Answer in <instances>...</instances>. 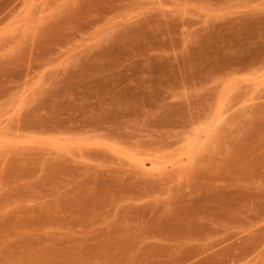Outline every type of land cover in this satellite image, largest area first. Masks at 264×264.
I'll return each instance as SVG.
<instances>
[{"label":"rangeland","instance_id":"obj_1","mask_svg":"<svg viewBox=\"0 0 264 264\" xmlns=\"http://www.w3.org/2000/svg\"><path fill=\"white\" fill-rule=\"evenodd\" d=\"M214 185L264 264V0H0V264H206Z\"/></svg>","mask_w":264,"mask_h":264},{"label":"crops","instance_id":"obj_2","mask_svg":"<svg viewBox=\"0 0 264 264\" xmlns=\"http://www.w3.org/2000/svg\"><path fill=\"white\" fill-rule=\"evenodd\" d=\"M221 194V189L218 186L214 185L209 188L201 207L200 216L193 218L197 225H179L183 226V230L180 232L175 230L169 236L171 240L184 239L186 246L192 249V252L193 249H196L197 252L207 251L206 264H225V259L222 257L223 248L221 244L226 239L225 225L227 221L226 210L221 201ZM232 222L230 220L228 223ZM191 256H194V254L192 253ZM191 256L187 259H182L176 252L169 259L163 260V264H187L191 262Z\"/></svg>","mask_w":264,"mask_h":264}]
</instances>
